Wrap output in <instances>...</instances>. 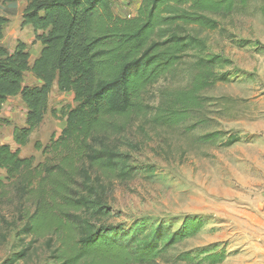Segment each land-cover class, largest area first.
<instances>
[{"label": "trees", "instance_id": "16d2710c", "mask_svg": "<svg viewBox=\"0 0 264 264\" xmlns=\"http://www.w3.org/2000/svg\"><path fill=\"white\" fill-rule=\"evenodd\" d=\"M24 1L22 25L32 26L35 41L43 46L32 67L25 43L13 53L2 46L9 20L0 17V111L18 96L27 108L26 126L13 132L18 148L0 143V171L7 182H0V198L10 187L17 204L15 221L0 214V245L8 241L10 228L19 226L20 250L6 263L28 260L40 242L49 255L45 264L196 262L198 256L171 251L200 233L203 221L188 218L176 231L163 224L146 231L141 228L146 223L128 231L99 227L94 220L109 211L93 200L98 189L94 185L135 177L121 151L123 137L136 120L172 127L202 110L203 93L222 80L214 60L207 58L191 66L186 88L163 91L156 107L145 96L176 75L189 46L199 44L190 28L215 31L217 18L244 10L250 0H141L137 16L128 18L115 14L112 0ZM28 72L42 84L25 85ZM55 84L59 92L73 93L77 106L61 110L66 126L58 138L46 146L36 144L47 158L35 165L34 157H21V148L43 124ZM224 135L216 131L199 140L224 147L239 140L229 136L224 141ZM223 260L224 255L213 254L197 264Z\"/></svg>", "mask_w": 264, "mask_h": 264}, {"label": "rangeland", "instance_id": "374dc122", "mask_svg": "<svg viewBox=\"0 0 264 264\" xmlns=\"http://www.w3.org/2000/svg\"><path fill=\"white\" fill-rule=\"evenodd\" d=\"M112 4L116 15L128 18L137 16L141 0H112ZM26 6L24 0H0V17L9 20L1 44L11 53L20 43L32 54L39 48L33 27L22 25ZM217 19L220 26L215 31L190 28L199 44L189 46L176 75L155 85L146 102L156 107L163 91L186 88L191 66L201 58L214 60L222 80L203 93L202 110L179 125L155 127L139 120L132 124L121 153L136 175L123 183L94 185L98 189L93 200L109 211L94 222L127 231L139 223H146L141 225L146 231L163 224L176 231L188 218H198L204 222L202 231L171 251L198 258L177 264H197L213 254L224 255L220 264H264V0H250L244 10ZM24 84H31L29 74ZM55 88L43 124L21 148V157H34L35 165L47 158L36 144L46 146L59 136L65 124L61 110L77 106ZM26 114L19 97L5 103L0 111V143L18 148L13 130L25 125ZM216 131L225 134L224 141L229 136L239 140L229 147L199 140ZM0 182L7 184L5 171H0ZM0 214L9 222L17 217L10 187L0 198ZM18 231L14 224L8 241L0 245V264H7L20 250ZM36 247V253L18 264H45L49 255L44 245Z\"/></svg>", "mask_w": 264, "mask_h": 264}, {"label": "crops", "instance_id": "0c3cea01", "mask_svg": "<svg viewBox=\"0 0 264 264\" xmlns=\"http://www.w3.org/2000/svg\"><path fill=\"white\" fill-rule=\"evenodd\" d=\"M39 48L37 49V51L34 53V54H32L30 51V55H31V58H30V66L32 67L33 65H34V63H35V61L40 57V55H41V52H42V49H43V46H42V44L39 42V46H38ZM27 74H29V78L31 79V84H26L27 86H40L42 83L39 81V80H37L34 76H33V74L31 73V72H28ZM55 86H56V88H55ZM55 86H54V88H55V90H58V87H57V84H55ZM54 88H53V93H54ZM58 92H59V90H58ZM61 95H62V97L63 98H73L74 99V94L73 93H61ZM20 99H21V96H18ZM14 98H17V97H14ZM22 100V99H21ZM26 118H27V114H26V117H25V125H23V126H21V127H15V128H23V127H25L26 126ZM65 123V124H64ZM64 126L62 127L63 129L65 128V126H66V122H65V120H64ZM14 128V129H15ZM63 131V130H62ZM13 132H14V130H13ZM62 133V132H61ZM60 136V135H59ZM59 136H57L56 138H58ZM3 144V143H2Z\"/></svg>", "mask_w": 264, "mask_h": 264}]
</instances>
